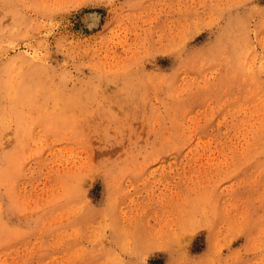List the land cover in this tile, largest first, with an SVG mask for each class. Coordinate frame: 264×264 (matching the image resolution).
<instances>
[{
    "label": "rangeland",
    "instance_id": "374dc122",
    "mask_svg": "<svg viewBox=\"0 0 264 264\" xmlns=\"http://www.w3.org/2000/svg\"><path fill=\"white\" fill-rule=\"evenodd\" d=\"M0 264H264V0H0Z\"/></svg>",
    "mask_w": 264,
    "mask_h": 264
}]
</instances>
